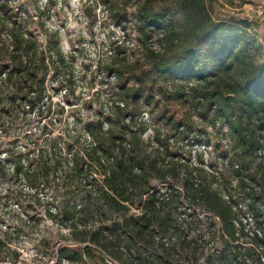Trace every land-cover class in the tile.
I'll use <instances>...</instances> for the list:
<instances>
[{
	"label": "trees",
	"instance_id": "1",
	"mask_svg": "<svg viewBox=\"0 0 264 264\" xmlns=\"http://www.w3.org/2000/svg\"><path fill=\"white\" fill-rule=\"evenodd\" d=\"M159 1L164 0H143L138 8V16L148 25L147 39L156 29H162L163 48L148 50L152 70L158 81L173 84L175 94L211 124L228 126L233 154L226 163L210 165L208 169L193 166L186 159H165L160 163L155 153H145L128 141L122 116L129 103L122 92L131 88L129 83L116 84L118 92L114 93L121 98L114 109L116 119L109 114L103 118L108 127L102 137L93 133L94 140L87 148L73 154L70 175L65 177L78 182V191L87 201L82 204L76 200L71 208L56 212L69 227L81 224L85 235L79 240L92 242L102 252L89 245L84 250L63 245L59 263L65 259L75 262L86 261L88 257L95 259V252L105 262V252L122 264H200L196 257L199 237L182 235L175 227L173 213L161 209L174 200L173 188L167 185V180L175 179L183 181L182 198L190 210L202 208L209 225L214 226L215 218L221 222L218 228L209 227L206 231L197 228L200 238L205 236L208 249L214 250L206 254L202 264H264V171L254 174L244 164L248 157L264 160L261 46L234 21L215 19L209 0H176L183 21L173 23L157 12L155 3ZM3 8L4 4L0 5V26L6 30H0V62H5L0 65V92L8 102L0 104V121L6 116L10 121H7L9 134L26 144L25 139L33 140L30 136L38 132L50 134L53 121L65 110L62 102L53 101L45 84L49 73L60 74L61 53L59 50L54 53L49 47L51 53L46 56L31 31L24 29L32 17L13 15V9L10 14ZM109 9L117 11L115 7ZM3 33L5 39L1 38ZM120 47L121 44L117 46ZM118 53L112 54L107 65L116 82L121 72ZM5 85L12 92L4 93ZM176 126L182 140L195 134L190 111L182 113ZM14 169L24 175L32 188L39 189L35 169L25 170L17 164ZM228 170L226 186H231L234 193L221 194L212 185L225 188L220 182ZM154 179L167 187L156 189L151 183ZM38 184L46 187L45 179ZM133 208L141 212H131ZM89 219L100 226L88 233ZM252 222L254 227L250 226ZM122 238L130 245L120 247L117 243Z\"/></svg>",
	"mask_w": 264,
	"mask_h": 264
},
{
	"label": "rangeland",
	"instance_id": "2",
	"mask_svg": "<svg viewBox=\"0 0 264 264\" xmlns=\"http://www.w3.org/2000/svg\"><path fill=\"white\" fill-rule=\"evenodd\" d=\"M2 1L0 5L4 4L3 9L9 10V13L13 9V15L32 17L24 29L31 31L39 49L45 50L46 56L51 53L49 47L54 53L56 50L61 53L60 74L55 75L56 71H52L45 77V84L51 90L53 101L62 102L65 110L53 121L50 134L41 135L38 132L30 136L33 140L27 142L25 139L26 144L9 134V120L6 116L1 118L0 264H60L59 252L63 245L79 250L89 245L99 250L92 242L79 240L85 235L81 224L69 227L63 224L56 212L71 208L76 200L82 204L87 201L85 195L78 191V182L65 177L70 175L73 154L87 148L94 140L93 133L102 137L101 133L108 127V122L103 118L109 114L116 119L114 109L117 101H121L114 93L118 92L116 84L129 83L131 88V91L122 92L125 102L129 103V109L122 116L128 141L145 153H155L160 163H164L165 159H186L193 166L202 165L208 169L210 165L226 163L231 157L234 144L228 126L211 124L190 103L175 94L173 84L167 85L157 80L149 63L148 50L163 48L162 29H156L151 38H146L148 25L138 16V8L143 0ZM209 1L213 17L237 23L243 32L257 40L261 46L259 57L264 58V0ZM110 6L117 11L110 10ZM155 7L168 23L183 21L176 0L159 1ZM0 30L6 31L4 26H0ZM1 38L5 39L6 34L3 33ZM120 44L121 47L117 48ZM117 52L116 59L121 65L118 82L107 68L112 54ZM3 63L0 62V65ZM65 89L68 90L65 92ZM3 91L12 92L9 85H5ZM7 102L0 92V104ZM185 111H190L196 131L182 140L176 123ZM3 123L7 126H3ZM246 160L244 164L254 174L264 171L263 159L255 156ZM16 164L25 170L35 169L38 190L32 188L24 175L14 169ZM229 173L230 170L220 182L226 189L214 185L212 188L221 194H233V188L226 186ZM43 178L46 187L38 184ZM167 181V185L173 188L174 200L164 204L161 209L173 213L175 227L182 235L189 234L190 238L196 239L197 236L200 238L197 228L206 231L209 227L221 226L218 218L214 219V226L209 225L207 213L202 208L189 209L185 198H182L185 189L182 180ZM151 183L156 189L167 187L158 179ZM131 212L140 213L141 209L133 208ZM86 222L90 224L88 233L100 226L99 223L94 224L92 219ZM250 226L254 227V223ZM199 238L196 240V257L198 263L202 264L206 254L214 250L208 249L204 235ZM242 240L247 241V238ZM219 242L218 247L221 248L220 239ZM117 244L120 247L130 245L126 238ZM94 255L95 259L88 257L83 263L106 264L98 253ZM117 261L122 264L121 260Z\"/></svg>",
	"mask_w": 264,
	"mask_h": 264
},
{
	"label": "built area",
	"instance_id": "3",
	"mask_svg": "<svg viewBox=\"0 0 264 264\" xmlns=\"http://www.w3.org/2000/svg\"><path fill=\"white\" fill-rule=\"evenodd\" d=\"M104 253L105 261L107 264H119L117 260H115L112 256L109 254ZM60 264H84L83 261L75 262V261H69V260H63Z\"/></svg>",
	"mask_w": 264,
	"mask_h": 264
}]
</instances>
